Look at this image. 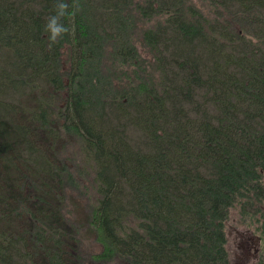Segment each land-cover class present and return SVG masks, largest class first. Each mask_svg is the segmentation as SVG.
Listing matches in <instances>:
<instances>
[{"label":"trees","instance_id":"16d2710c","mask_svg":"<svg viewBox=\"0 0 264 264\" xmlns=\"http://www.w3.org/2000/svg\"><path fill=\"white\" fill-rule=\"evenodd\" d=\"M57 2L0 0V264H232L233 210L264 264V0Z\"/></svg>","mask_w":264,"mask_h":264},{"label":"rangeland","instance_id":"374dc122","mask_svg":"<svg viewBox=\"0 0 264 264\" xmlns=\"http://www.w3.org/2000/svg\"><path fill=\"white\" fill-rule=\"evenodd\" d=\"M226 229L232 264H257L262 246L256 228L249 226L238 210H233ZM94 248L99 249L97 243H94Z\"/></svg>","mask_w":264,"mask_h":264},{"label":"clouds","instance_id":"9594fccd","mask_svg":"<svg viewBox=\"0 0 264 264\" xmlns=\"http://www.w3.org/2000/svg\"><path fill=\"white\" fill-rule=\"evenodd\" d=\"M78 10L79 6L75 3V0L71 5L66 0H58L54 6V13L49 16L44 27V32L47 34L49 41V48L58 44L69 33L70 29L64 21L66 18L74 16Z\"/></svg>","mask_w":264,"mask_h":264}]
</instances>
